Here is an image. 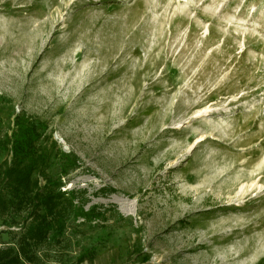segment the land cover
Listing matches in <instances>:
<instances>
[{
	"label": "rangeland",
	"instance_id": "rangeland-1",
	"mask_svg": "<svg viewBox=\"0 0 264 264\" xmlns=\"http://www.w3.org/2000/svg\"><path fill=\"white\" fill-rule=\"evenodd\" d=\"M18 113L97 215L34 264H264V0H0V139Z\"/></svg>",
	"mask_w": 264,
	"mask_h": 264
},
{
	"label": "trees",
	"instance_id": "trees-1",
	"mask_svg": "<svg viewBox=\"0 0 264 264\" xmlns=\"http://www.w3.org/2000/svg\"><path fill=\"white\" fill-rule=\"evenodd\" d=\"M46 140L39 125L24 113L15 115L11 135L0 139V150L11 151V159L0 164V215L10 210L19 216L28 212L25 219L31 221H27L17 251L13 247L0 250V264H34L36 249L49 237L61 241L71 214L86 219L97 216L92 209L74 205L75 191L65 198L66 192L60 190L61 177L76 169L77 160L61 150L54 152L55 142L48 144ZM53 166L58 169L56 177L49 172ZM83 261L84 256H80L76 264Z\"/></svg>",
	"mask_w": 264,
	"mask_h": 264
}]
</instances>
